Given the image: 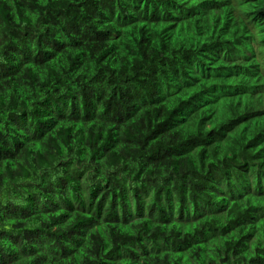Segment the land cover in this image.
<instances>
[{
	"label": "trees",
	"instance_id": "16d2710c",
	"mask_svg": "<svg viewBox=\"0 0 264 264\" xmlns=\"http://www.w3.org/2000/svg\"><path fill=\"white\" fill-rule=\"evenodd\" d=\"M134 3L0 0V264H264V11Z\"/></svg>",
	"mask_w": 264,
	"mask_h": 264
},
{
	"label": "clouds",
	"instance_id": "9594fccd",
	"mask_svg": "<svg viewBox=\"0 0 264 264\" xmlns=\"http://www.w3.org/2000/svg\"><path fill=\"white\" fill-rule=\"evenodd\" d=\"M143 1V4L140 3ZM245 0H135L134 5H138L142 8H129V6L121 7L118 9L123 13L124 20L139 19L133 12L142 13L147 19L148 23H152L154 30L157 31L163 24H170V27L177 24L181 25L185 29H201L207 25H215V19L219 17L221 11H252L260 13L264 11V0H249L248 3H244ZM253 2V3H250ZM142 4V5H141ZM182 15L175 16L174 8L180 9ZM205 7H207L205 9ZM252 7H256L253 9ZM131 9V10H130ZM176 9V10H177ZM160 10V12H158ZM177 15V14H176ZM172 16V17H171ZM132 17V18H130ZM243 25L241 26L238 21L230 22L234 25L241 26L242 28L231 34V38L235 42L234 54L239 53L243 55L246 51L245 46L248 43L249 55L241 59L252 72L259 75H264V13L259 16L242 17ZM222 22V21H221ZM220 22V23H221ZM219 23V24H220ZM133 33V31H131ZM239 48L237 51L236 49ZM203 63H211L202 59ZM201 62V60H199ZM198 62V63H199ZM209 72L205 73L206 75ZM257 190L263 189L257 187ZM252 190V189H251ZM255 193H245V197H251ZM261 195V191H260ZM262 196V195H261Z\"/></svg>",
	"mask_w": 264,
	"mask_h": 264
},
{
	"label": "bare ground",
	"instance_id": "6f19581e",
	"mask_svg": "<svg viewBox=\"0 0 264 264\" xmlns=\"http://www.w3.org/2000/svg\"><path fill=\"white\" fill-rule=\"evenodd\" d=\"M207 8V7H206ZM246 57V56H245Z\"/></svg>",
	"mask_w": 264,
	"mask_h": 264
}]
</instances>
